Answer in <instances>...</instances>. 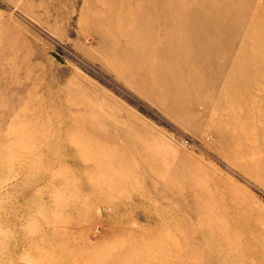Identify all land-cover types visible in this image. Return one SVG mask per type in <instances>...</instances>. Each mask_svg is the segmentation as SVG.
<instances>
[{"label":"rangeland","instance_id":"obj_1","mask_svg":"<svg viewBox=\"0 0 264 264\" xmlns=\"http://www.w3.org/2000/svg\"><path fill=\"white\" fill-rule=\"evenodd\" d=\"M0 264H264V0H0Z\"/></svg>","mask_w":264,"mask_h":264},{"label":"clouds","instance_id":"obj_2","mask_svg":"<svg viewBox=\"0 0 264 264\" xmlns=\"http://www.w3.org/2000/svg\"><path fill=\"white\" fill-rule=\"evenodd\" d=\"M3 230H0V243H2V239H3ZM20 264H35L33 258L31 257V254H27V258L26 259H22L20 261Z\"/></svg>","mask_w":264,"mask_h":264}]
</instances>
